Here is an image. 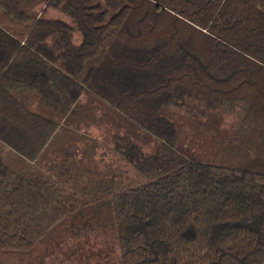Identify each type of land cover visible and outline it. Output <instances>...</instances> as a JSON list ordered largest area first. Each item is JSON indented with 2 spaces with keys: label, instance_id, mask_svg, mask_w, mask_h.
<instances>
[{
  "label": "trees",
  "instance_id": "obj_1",
  "mask_svg": "<svg viewBox=\"0 0 264 264\" xmlns=\"http://www.w3.org/2000/svg\"><path fill=\"white\" fill-rule=\"evenodd\" d=\"M0 9V264H264V0Z\"/></svg>",
  "mask_w": 264,
  "mask_h": 264
},
{
  "label": "crops",
  "instance_id": "obj_2",
  "mask_svg": "<svg viewBox=\"0 0 264 264\" xmlns=\"http://www.w3.org/2000/svg\"><path fill=\"white\" fill-rule=\"evenodd\" d=\"M50 115V114H49ZM60 123V120H59ZM68 127V126H67ZM70 128V127H68ZM77 137L75 139H72V145L74 147L76 146L75 142L80 143H86L87 145H93L94 147V140L91 137L90 134L86 135L81 131H76ZM64 130L63 128L60 129V126L57 128L52 140L48 143V145L43 149V151L40 153V155L36 158L34 161V164L38 166L40 169L44 170L47 173L56 175L58 178H60V181L67 185L68 187H71L72 189L76 190L79 193H94L97 190V178L96 176L89 174L87 172L88 164L84 161H80L76 163L75 165L71 166L70 168H57V170L54 171L51 167L57 163L60 166V163L64 161V157L62 154V149L65 148L66 144L70 143L65 139V136H63ZM77 140V141H75ZM80 145V144H79ZM14 155H16L14 152L10 150H6ZM19 157L18 155H16ZM113 159V157L111 156ZM20 159V158H19ZM22 159V158H21ZM23 160V159H22ZM94 161V160H93ZM119 161V160H116ZM23 162L26 163V167H28V162L23 160ZM120 166L122 167L123 164ZM16 168V167H14ZM17 169V168H16ZM126 170V167L124 168V171ZM74 178L75 180H72ZM70 180V182L68 181Z\"/></svg>",
  "mask_w": 264,
  "mask_h": 264
},
{
  "label": "rangeland",
  "instance_id": "obj_3",
  "mask_svg": "<svg viewBox=\"0 0 264 264\" xmlns=\"http://www.w3.org/2000/svg\"><path fill=\"white\" fill-rule=\"evenodd\" d=\"M96 1H99V0H96ZM47 16H55V13H52V12H48ZM4 21L3 17H2V12H1V9H0V24ZM53 48L57 47L56 46V43H53ZM41 110V109H40ZM232 116H227L224 120V125H228L231 121H232ZM93 133L92 134H95L96 131H92ZM97 135V134H95ZM101 142V141H100ZM20 157H17L16 155H14L13 153L9 152V151H5V159H6V162L12 166L13 168L16 167L17 169H25L26 167V163L23 162V160L20 158Z\"/></svg>",
  "mask_w": 264,
  "mask_h": 264
}]
</instances>
